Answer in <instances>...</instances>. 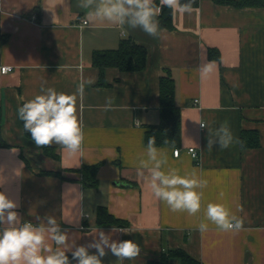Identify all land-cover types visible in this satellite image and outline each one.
I'll use <instances>...</instances> for the list:
<instances>
[{
	"label": "crops",
	"instance_id": "crops-1",
	"mask_svg": "<svg viewBox=\"0 0 264 264\" xmlns=\"http://www.w3.org/2000/svg\"><path fill=\"white\" fill-rule=\"evenodd\" d=\"M79 16L85 18V10L78 0H0V29L8 35L0 68L14 67L0 73V191L18 202L21 220L35 224L53 216L77 245L89 243L99 230H115L113 239L133 240L141 249L123 264H149L172 248L186 250L200 264H264V7L199 0L191 13L174 12L175 27H161L155 39L139 29L125 35L109 23L83 25ZM128 37L147 47L146 69L107 67L99 84L94 52L115 49ZM210 49L218 56L210 57ZM209 61L215 70L202 79L200 67ZM163 75L176 84L182 140L156 147L167 158L163 170L207 181L198 189L202 207L194 216L171 211L137 175L139 160L146 158V131L160 122ZM87 80L94 82L86 84L77 104L82 151L70 157L53 144L46 154L25 135L18 108L41 94L42 86L71 94ZM108 97L114 106L105 111ZM225 121L240 140L242 131L257 130L260 145H216L209 151L208 129ZM191 146L201 163L188 153ZM96 164L98 184L85 186L78 170ZM208 203L228 206L243 219V229L221 232L209 224L201 233ZM100 206L127 225L98 226ZM103 264L119 262L109 253Z\"/></svg>",
	"mask_w": 264,
	"mask_h": 264
},
{
	"label": "clouds",
	"instance_id": "clouds-1",
	"mask_svg": "<svg viewBox=\"0 0 264 264\" xmlns=\"http://www.w3.org/2000/svg\"><path fill=\"white\" fill-rule=\"evenodd\" d=\"M195 0H78V7L85 10V23H109L127 30L139 29L152 38L161 35L159 15L166 7L173 12L191 13ZM10 69L0 68V73ZM215 70V62L209 61L200 67L201 78H209ZM87 80L78 84L74 93L58 92L54 88L41 87V94L18 108V118L23 128L30 133L37 148L59 145L71 157L82 151L84 133L77 115L78 99L84 95ZM114 98H106L103 106L110 111ZM201 127H205L201 125ZM208 150L218 145L227 149L234 144L244 147L243 141L234 137L228 122L218 128L208 129ZM178 153V150H175ZM193 158L195 153L193 152ZM167 158L156 147L155 137H149L146 158H141L137 175L148 182L153 195L164 202L173 212H186L194 216L201 211L202 190L207 181L195 173L180 175L176 169L163 170ZM147 173V175H146ZM19 204L0 191V264H103V258L111 253L119 264L135 260L140 255V246L133 240L113 239L112 232L99 230L93 239L84 245H77L70 239L53 216H47L40 223L22 221L16 209ZM209 224L221 232H239L244 221L232 213L223 203H208L204 219L198 225L201 233L208 231ZM127 234L126 231L121 230ZM68 253L71 254V259Z\"/></svg>",
	"mask_w": 264,
	"mask_h": 264
},
{
	"label": "trees",
	"instance_id": "trees-1",
	"mask_svg": "<svg viewBox=\"0 0 264 264\" xmlns=\"http://www.w3.org/2000/svg\"><path fill=\"white\" fill-rule=\"evenodd\" d=\"M195 0L193 6L198 4ZM222 4H232L238 7L255 6L264 7V0H216ZM185 2V0H181ZM159 4V2H157ZM160 26L173 29L174 12L169 8H162L158 17ZM8 35L0 29V52L7 42ZM215 50L210 49V57L218 56ZM148 49L145 45L132 37L124 38L115 49L96 51L93 54L92 63L100 69L99 84L104 83V72L107 67H117L122 71H142L147 67ZM160 122L151 126L146 131V143L149 137L154 136L156 146L172 145L179 146L182 140V110L176 103V84L170 75H163L160 84ZM25 131V130H24ZM25 135L31 139L30 133L25 131ZM245 148H254L260 145L259 133L257 130H244L241 134ZM46 154H50V147H43ZM99 165L84 166L80 170L85 186L96 187L98 184L97 172ZM96 223L98 226H125L127 222L115 217L109 212L106 206H100L97 210ZM71 259V254H68ZM179 260L180 264H200L199 261L182 248H172L163 252L157 259H152L149 264H174ZM74 264V262H73Z\"/></svg>",
	"mask_w": 264,
	"mask_h": 264
},
{
	"label": "built area",
	"instance_id": "built-area-1",
	"mask_svg": "<svg viewBox=\"0 0 264 264\" xmlns=\"http://www.w3.org/2000/svg\"><path fill=\"white\" fill-rule=\"evenodd\" d=\"M78 20L81 22V24H83V25H87V23H85V18L79 16V17H78ZM1 68H8V69H10L8 72H10V71H12V70L14 69V67H13V66H10V65L1 66ZM8 72H7V73H8ZM3 74H5V73H3ZM194 102H195V103H198L199 100L196 99ZM203 125H204V124H203ZM175 150H178V153H177ZM187 151H188V153L192 156V158H193V152H194V153H195V158H193V159H194L197 163H201L200 153H199V151L197 150V148H196L195 146H191V147H189ZM181 152H182V149L179 148V147L174 149V155L177 156V157L180 155Z\"/></svg>",
	"mask_w": 264,
	"mask_h": 264
},
{
	"label": "rangeland",
	"instance_id": "rangeland-1",
	"mask_svg": "<svg viewBox=\"0 0 264 264\" xmlns=\"http://www.w3.org/2000/svg\"><path fill=\"white\" fill-rule=\"evenodd\" d=\"M177 262H179L178 260H176ZM180 264V263H179Z\"/></svg>",
	"mask_w": 264,
	"mask_h": 264
}]
</instances>
